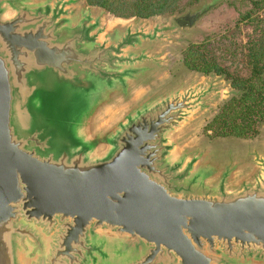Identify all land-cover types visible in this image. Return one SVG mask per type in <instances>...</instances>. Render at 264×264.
<instances>
[{"label": "water", "instance_id": "95a60500", "mask_svg": "<svg viewBox=\"0 0 264 264\" xmlns=\"http://www.w3.org/2000/svg\"><path fill=\"white\" fill-rule=\"evenodd\" d=\"M219 1L111 25L87 0H0V264H264V141L191 139L216 78L153 89L152 45Z\"/></svg>", "mask_w": 264, "mask_h": 264}, {"label": "rangeland", "instance_id": "374dc122", "mask_svg": "<svg viewBox=\"0 0 264 264\" xmlns=\"http://www.w3.org/2000/svg\"><path fill=\"white\" fill-rule=\"evenodd\" d=\"M83 1V0H82ZM183 0L181 4L184 9L174 14H161L151 17H143L149 25L156 22L173 23L174 18L187 11L200 7L206 0ZM101 8L99 5L90 4ZM251 8L250 0H220L216 6L206 12L194 27L189 29H177L171 33L167 40L152 45L151 51L156 55L164 57V64H152L153 75H161L155 83L154 90L162 88L176 82L189 83L199 81L207 83L217 79L219 89L226 91L228 96H221L214 101L211 111L202 114L195 121L190 129L191 139L203 145L220 143V147L233 149L242 152L245 148L242 145L247 143L255 144L264 141V124L259 127V133L253 137H212V131L207 130V126L219 114L224 103L237 93V88L233 86V81L224 73L212 71L209 74L189 70L184 64V53L191 44L203 43L209 50V56L219 64L226 67L233 75L250 76L251 67L247 58V46L249 39H254L259 32L262 22L256 19L254 22L239 21L241 13ZM264 15V10L260 12ZM259 14V15H260ZM111 25L127 24L137 16L123 17L114 13H107ZM258 16V15H257ZM259 28H258V27ZM264 76V75H263ZM238 95V94H236ZM118 108V113L122 111ZM216 113L213 114V112ZM219 147V145H218Z\"/></svg>", "mask_w": 264, "mask_h": 264}, {"label": "trees", "instance_id": "16d2710c", "mask_svg": "<svg viewBox=\"0 0 264 264\" xmlns=\"http://www.w3.org/2000/svg\"><path fill=\"white\" fill-rule=\"evenodd\" d=\"M87 1L123 17L174 14L184 9L181 4L183 0ZM195 1L198 0H192L191 3ZM250 4L251 8L241 13L239 21L250 23L259 19L262 22L256 37L248 41L246 55L251 67L250 76L233 75L209 56V50L203 43L191 44L184 53V64L189 70L206 74L212 71L225 73L237 88L238 95L227 100L219 114L207 126V130L212 131V137H253L259 133L261 124H264V15L260 14L264 10V0H250Z\"/></svg>", "mask_w": 264, "mask_h": 264}]
</instances>
